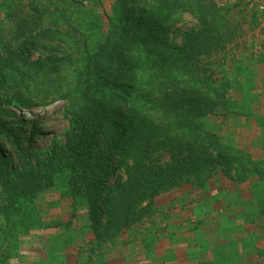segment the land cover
I'll return each instance as SVG.
<instances>
[{
    "label": "rangeland",
    "instance_id": "rangeland-1",
    "mask_svg": "<svg viewBox=\"0 0 264 264\" xmlns=\"http://www.w3.org/2000/svg\"><path fill=\"white\" fill-rule=\"evenodd\" d=\"M197 1L198 16L182 11L167 43L180 45L188 33L213 28L211 38L219 44L213 38L199 46L202 61L211 63L207 76L202 67L200 75L192 63L169 72L166 64L155 60L141 66L135 88L147 95L152 91L150 100L158 98L164 87L169 92L179 89L182 95L183 89L189 92L192 88L197 90L192 96L195 104L215 103L212 114L197 120L203 135L192 144L198 170L178 185L161 189L151 201L144 199L137 207L144 214L137 218L131 214L127 226L104 241L91 230L83 207L70 220L73 199L66 179L46 188L34 201L23 196L19 210L12 208L0 215V264H264V9L255 0ZM114 3L0 0V37L4 41L17 35L23 40L45 27L63 32L67 41L83 47L80 56L66 41L57 50L46 41L45 47L38 43L30 53L32 61L51 55L63 59L66 71L59 84L45 80L46 75L40 77L39 84L56 93L54 102L43 106L35 98L30 110L15 108L14 101L9 105L23 121L20 131L31 134L30 147L39 155L31 158L33 163L43 159L54 143L65 142L72 114L69 100L63 97L81 93V87L73 83L78 75L75 60L97 54L106 40L107 15H112ZM172 61L170 67L177 57ZM167 77L174 82L165 86ZM140 105L133 115L122 110L130 131L142 134L144 129L160 127L155 106L143 101ZM158 133L156 129L145 163L165 165L187 153L177 146L179 140L168 139L161 146ZM3 147L9 165L14 171L19 169L22 161L17 151L5 143ZM128 165L135 167V159H129ZM128 176L124 166L111 183L117 179L121 185ZM0 193L1 207V184ZM110 209L108 205L105 220Z\"/></svg>",
    "mask_w": 264,
    "mask_h": 264
},
{
    "label": "trees",
    "instance_id": "trees-1",
    "mask_svg": "<svg viewBox=\"0 0 264 264\" xmlns=\"http://www.w3.org/2000/svg\"><path fill=\"white\" fill-rule=\"evenodd\" d=\"M197 6V0H115L112 15H107L110 21L107 37L97 54L75 60L78 75L73 83L81 87V93L63 97L69 100L67 106L72 114L65 142L51 145L44 158H38L36 163L31 161L34 155L39 157L30 147L31 134L20 131L23 121L14 110L21 107L30 110L36 104L31 101L35 98H40L38 104L43 106L54 102L52 97L56 93L42 87L40 77L46 75L45 80L59 84L66 71L63 59L51 55L32 61L30 53L38 43L45 47L46 41L53 43V50L66 41L80 56L83 47L79 42L67 41L63 32L45 27L23 40L13 36L10 44L0 37V184L4 196L0 215L12 208L19 210L21 197L34 201L46 188L66 179L73 199L70 220L74 221L79 211L86 210L91 230L97 239L104 241L113 231L126 227L131 214L135 218L144 214L143 209H137L144 199L151 201L161 189L178 185L185 176L198 170L192 144L200 142L203 135L197 120L212 114L215 103L195 104L192 96L197 90L192 88L189 92L183 89L184 96L179 89L169 92L164 87L154 100H150L152 91L147 95L135 88L141 66L155 60L160 65L166 64L169 72L192 63L198 72L202 67L207 76L211 63L202 61L199 46L201 41L213 40L211 29L188 33L180 45L167 43L177 16L184 10L198 16ZM214 41L219 44L217 39ZM174 56L177 61L170 67ZM172 82L174 79L168 78L165 86ZM13 101L15 108L9 106ZM142 101L155 106L162 124L140 134L130 131L122 115L140 111ZM156 129L162 135L161 146L162 142L168 144V139L179 140L177 146L183 151L187 149V153L165 165L145 163L154 146ZM3 143L17 151L22 161L19 169L14 171L9 165ZM131 158L135 159V167L128 165ZM124 166L129 172L127 180L121 185L117 179L111 183ZM108 205L111 209L105 220Z\"/></svg>",
    "mask_w": 264,
    "mask_h": 264
},
{
    "label": "built area",
    "instance_id": "built-area-1",
    "mask_svg": "<svg viewBox=\"0 0 264 264\" xmlns=\"http://www.w3.org/2000/svg\"><path fill=\"white\" fill-rule=\"evenodd\" d=\"M256 2H260V7L264 9V0H255Z\"/></svg>",
    "mask_w": 264,
    "mask_h": 264
}]
</instances>
